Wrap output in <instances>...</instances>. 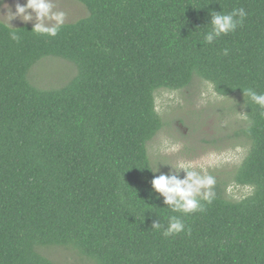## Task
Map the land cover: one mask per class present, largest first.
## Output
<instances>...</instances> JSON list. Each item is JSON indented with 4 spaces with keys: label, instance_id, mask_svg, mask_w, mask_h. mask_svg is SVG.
<instances>
[{
    "label": "trees",
    "instance_id": "16d2710c",
    "mask_svg": "<svg viewBox=\"0 0 264 264\" xmlns=\"http://www.w3.org/2000/svg\"><path fill=\"white\" fill-rule=\"evenodd\" d=\"M89 14L44 28L0 20V264H264V0H78ZM72 61L66 85L29 82L44 56ZM244 98L250 147L233 180L175 197L147 144L155 92L194 76Z\"/></svg>",
    "mask_w": 264,
    "mask_h": 264
},
{
    "label": "rangeland",
    "instance_id": "374dc122",
    "mask_svg": "<svg viewBox=\"0 0 264 264\" xmlns=\"http://www.w3.org/2000/svg\"><path fill=\"white\" fill-rule=\"evenodd\" d=\"M88 14L78 0H0V20L10 26L50 28ZM76 74L72 61L49 55L30 68L27 78L39 88L55 89ZM155 102L163 125L148 142L147 150L168 194L207 195L219 180L225 181V194L231 199L251 192L252 188L233 180L250 147L243 133L247 116L241 94L219 95L210 82L196 75L184 88L157 90ZM43 253L57 264H94L72 247H46Z\"/></svg>",
    "mask_w": 264,
    "mask_h": 264
}]
</instances>
